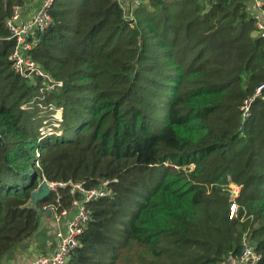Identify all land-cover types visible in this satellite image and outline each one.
Instances as JSON below:
<instances>
[{"label":"trees","instance_id":"16d2710c","mask_svg":"<svg viewBox=\"0 0 264 264\" xmlns=\"http://www.w3.org/2000/svg\"><path fill=\"white\" fill-rule=\"evenodd\" d=\"M25 1L0 0V264L43 205L81 198L33 202L43 180L114 191L87 204L65 264H222L244 235L264 264V43L248 0H123L132 21L117 0H54L31 51L62 84L44 95L8 60L5 21Z\"/></svg>","mask_w":264,"mask_h":264},{"label":"built area","instance_id":"2783aa9c","mask_svg":"<svg viewBox=\"0 0 264 264\" xmlns=\"http://www.w3.org/2000/svg\"><path fill=\"white\" fill-rule=\"evenodd\" d=\"M54 0H43L38 8L28 18L22 19V7H13L12 15L6 19L5 24L9 31V40L14 42V47L8 55V60L11 64L13 71L24 79L39 78L43 81V87L40 88L41 94L52 93L60 85V82H56L44 71L43 67L36 63L31 57V51L35 46L37 35L39 32H43L51 24V8ZM119 6L127 13L124 17L127 20H133L132 7L128 6L126 9V3L122 0H117ZM139 0H132V4H138ZM246 10L250 17L255 22V28L258 37L264 43V0H248ZM3 37L0 35V41ZM264 67V61H263ZM264 88V82L257 88L255 95L258 96L261 90ZM252 99L245 101L242 108V119L245 120L249 115V105ZM54 110L53 118L59 119L61 115L60 108H51ZM47 131H42L41 134H46ZM45 181V180H43ZM51 191H56L57 188L65 189L70 187V194L80 193V199H74L72 201V208L75 210L73 217L67 221L64 231L61 230V225L57 228V232L54 237L57 243L50 254L37 255L34 258L21 262L19 264H65L70 256L71 251L78 246V238L83 233L84 227L89 219L87 204L93 200L105 197H112L114 191L110 186V182L102 181L98 187L86 189L83 183H48ZM229 191V208L228 219H234L237 217L238 206L236 198L239 195L240 187L237 185L230 186ZM56 204L44 205L43 209H49L59 216H65L66 211H58V205L60 204V195L57 194ZM58 216V217H59ZM260 259L259 253L256 248L247 240V236L244 235L241 241V249L238 255H228L222 264H256ZM13 264V263H12Z\"/></svg>","mask_w":264,"mask_h":264},{"label":"rangeland","instance_id":"374dc122","mask_svg":"<svg viewBox=\"0 0 264 264\" xmlns=\"http://www.w3.org/2000/svg\"><path fill=\"white\" fill-rule=\"evenodd\" d=\"M123 1V0H122ZM126 9H129V3H126ZM126 11V10H125ZM124 11V17L127 16V13ZM42 193L41 184L39 188L36 190ZM48 205V204H45ZM44 206V205H43ZM73 209V208H72ZM71 212V211H70ZM74 213V209L72 210ZM40 215V229L39 232L35 235V238L31 240V242L24 248L22 251L17 249L14 251L15 258L13 260L3 259V264H19L21 262H25L34 258L37 255H47L50 254L57 243L55 240V233L57 232V228L61 225V230L64 231L63 225L65 224L67 213L65 217L59 216V214H55L53 211L46 209L43 207L39 210ZM59 216V217H58Z\"/></svg>","mask_w":264,"mask_h":264},{"label":"crops","instance_id":"0c3cea01","mask_svg":"<svg viewBox=\"0 0 264 264\" xmlns=\"http://www.w3.org/2000/svg\"><path fill=\"white\" fill-rule=\"evenodd\" d=\"M42 1L43 0H26L24 2L23 7H22V15H21L22 19H26L31 14H33L34 11L38 8V6L40 5V3ZM66 213H67V217L63 216L66 218L65 224L63 225L64 228H65L67 221L70 220L73 217V215L75 214V210H74V213L70 212V210L66 211ZM53 249H51L50 251H52Z\"/></svg>","mask_w":264,"mask_h":264},{"label":"water","instance_id":"95a60500","mask_svg":"<svg viewBox=\"0 0 264 264\" xmlns=\"http://www.w3.org/2000/svg\"><path fill=\"white\" fill-rule=\"evenodd\" d=\"M41 187H42V193L35 191L32 194L33 202H35L36 200L40 201L50 194L51 189L45 181L41 182Z\"/></svg>","mask_w":264,"mask_h":264}]
</instances>
